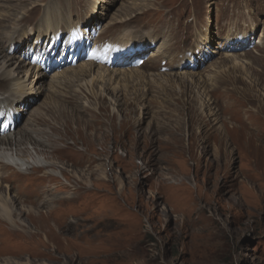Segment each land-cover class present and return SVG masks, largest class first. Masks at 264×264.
<instances>
[{
    "label": "rangeland",
    "instance_id": "1",
    "mask_svg": "<svg viewBox=\"0 0 264 264\" xmlns=\"http://www.w3.org/2000/svg\"><path fill=\"white\" fill-rule=\"evenodd\" d=\"M250 15L247 37L259 28L262 44L221 48ZM4 16L0 39L17 28L3 55L14 57L32 93L17 105L12 134L51 161L30 170L47 195L71 200L79 191L81 202L61 215L66 228L40 229L29 214L20 229L8 224L0 264H264V0H0ZM47 16L62 21L63 33L81 19L100 26L104 42L160 44L141 69L81 61L45 73L21 54L53 35ZM197 40L212 56L178 70ZM8 168L0 163V172ZM0 181L3 206L9 182Z\"/></svg>",
    "mask_w": 264,
    "mask_h": 264
},
{
    "label": "bare ground",
    "instance_id": "2",
    "mask_svg": "<svg viewBox=\"0 0 264 264\" xmlns=\"http://www.w3.org/2000/svg\"><path fill=\"white\" fill-rule=\"evenodd\" d=\"M98 6H99V3H97V4L95 3L94 5H91L90 8H91V10L94 11V10H97ZM15 13H17V12H15ZM18 14H19V12H18ZM18 14H16V15H18ZM4 17H5V19L0 18L1 22H4L6 20L7 16H4ZM15 18H17V16ZM15 18H14V21H16ZM7 19H10V17H7ZM24 19H25V17L22 19V21ZM61 23H62V21H60V19L58 17L56 18V16H53V17L47 16L46 21L44 23V27H43L44 31L45 30L48 32L51 31V33L53 32V34H54L58 31H60L58 27L60 26ZM15 26H16V24H15ZM16 28L17 27L13 28V26H12L11 32L1 34V37H4V38L0 39V59H3V61H2L3 66L0 67V91L5 92L9 85H12V87H13L9 91H7L6 94L4 93L2 95L3 98L0 99V103H7L8 107L11 108V110H13L15 113L20 111V109L17 105L19 103L28 102V100H30L29 96L32 94L31 92H29V90H30V89H28L29 85L27 84V81H26V78H28V76L26 75L25 77H23L25 79H22L19 77L18 73H20V71H18V70L21 69V67L17 66L16 62H14L15 60L13 61L14 57H11L8 55H3L4 51L6 50L7 44L9 42L13 41L12 37L16 34V32H15ZM33 34H32V36H33ZM259 43H261V41ZM175 46L177 47V45H175ZM11 50H12V48L11 49L8 48L6 50V52L9 51V53H11ZM159 52H160V50L157 51V53H159ZM81 63H83V62H81ZM15 64H16L15 69L8 70L9 67L14 66ZM16 70H17V72H15ZM89 72H90V70H89ZM93 73L96 74V72H93ZM55 77L56 76H54V79H55ZM96 79H97V77H96ZM50 81L52 82V80H50ZM50 87H51V85H50ZM56 91H55V93H56ZM7 93H9V94H7ZM6 95H8V96H6ZM11 95H15V97H13L12 99H9V96H11ZM29 130H32V129H29ZM29 130L26 131V134L32 133ZM42 137H43V134H42ZM50 139H51V137H50ZM52 139H53V137H52ZM35 140H37V139H35ZM43 142H45V141H43ZM57 148H55V149H57ZM40 153L41 152L37 147L32 146V144H28V145L24 144L20 140L19 137L18 138L14 137V134L10 133V134H7L6 136L0 138V163L2 165L9 167L10 170H12L8 174L0 172V179H5L6 181L8 180V182H9V184L7 183L8 186H6V189L8 190V192L6 193L7 194V199H6L7 204L1 206L2 205V202H1V205H0L1 208L5 207L6 209H8L9 218H4L3 214L0 211V232L3 231L8 224L12 228H19L21 226L28 225V221L23 219L24 215H26V214H29V216H31V218H29V219L32 221V223L36 227H38L40 229H45V230L50 229L51 230L52 225H54L55 227H59V228H66L69 225L68 224L69 222L65 218H63L61 215L66 214L71 209L69 207V205L73 204V206L75 208L80 207L81 193L79 191L76 193L75 197L71 200H69L70 197H68V199L66 197L60 198L59 196L56 197L57 199L52 198L51 195H47L48 193L45 191L46 189H44V186H45L44 184H46L45 180L43 178H40V177H34L33 173H30V170L34 171L35 167H44L45 168V167H49L50 165H52L51 161L49 162L44 156L42 157V155ZM24 154H28L27 157L24 156ZM54 165H57V164L54 163ZM59 168L64 169V166H60ZM46 172H47V170H46ZM54 174H56V176L58 175V176L65 177V176H63L62 172L56 171ZM3 188H4L3 183L0 181V192H2ZM60 188L65 189V186L61 185ZM51 189H50V191H52ZM54 192H55V190H54ZM55 194L58 195L57 193H55ZM65 196H67V195H65ZM1 199H2V197L0 196V200ZM34 212L39 213V215H41V217L37 218L38 217L37 216L36 218H34L33 217ZM71 226H73V225H71Z\"/></svg>",
    "mask_w": 264,
    "mask_h": 264
}]
</instances>
